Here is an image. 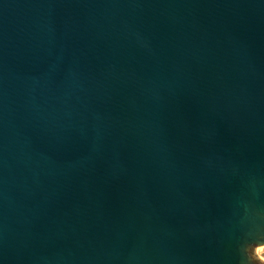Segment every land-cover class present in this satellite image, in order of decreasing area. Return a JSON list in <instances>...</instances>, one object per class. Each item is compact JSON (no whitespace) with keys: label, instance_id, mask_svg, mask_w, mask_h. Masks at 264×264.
I'll return each mask as SVG.
<instances>
[{"label":"water","instance_id":"water-1","mask_svg":"<svg viewBox=\"0 0 264 264\" xmlns=\"http://www.w3.org/2000/svg\"><path fill=\"white\" fill-rule=\"evenodd\" d=\"M264 0H0V264H262Z\"/></svg>","mask_w":264,"mask_h":264},{"label":"rangeland","instance_id":"rangeland-1","mask_svg":"<svg viewBox=\"0 0 264 264\" xmlns=\"http://www.w3.org/2000/svg\"><path fill=\"white\" fill-rule=\"evenodd\" d=\"M250 255L255 258L256 262L264 264V247L256 253L250 252Z\"/></svg>","mask_w":264,"mask_h":264}]
</instances>
